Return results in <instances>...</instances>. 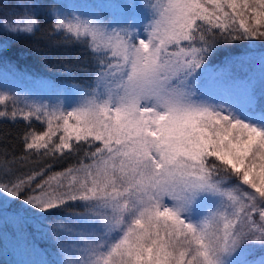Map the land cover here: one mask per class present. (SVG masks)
Here are the masks:
<instances>
[{"label": "snow or ice", "instance_id": "6c2138e0", "mask_svg": "<svg viewBox=\"0 0 264 264\" xmlns=\"http://www.w3.org/2000/svg\"><path fill=\"white\" fill-rule=\"evenodd\" d=\"M38 6L3 28L34 35ZM111 7L145 15L50 11L48 34L91 55L74 101L0 88V119L24 122L19 154L0 137V231L51 236L45 264H264L245 252L264 248V0ZM240 41L251 51L211 63ZM244 64L243 78L231 72Z\"/></svg>", "mask_w": 264, "mask_h": 264}, {"label": "trees", "instance_id": "16d2710c", "mask_svg": "<svg viewBox=\"0 0 264 264\" xmlns=\"http://www.w3.org/2000/svg\"><path fill=\"white\" fill-rule=\"evenodd\" d=\"M108 0H101L100 5L96 3V10H103L107 15L110 13ZM37 3L36 9L40 28L34 35H9L3 28L4 19H13V13L22 12L25 3ZM99 5V8H98ZM58 7L55 0H0V66L9 74L13 72H29L42 75L51 85L58 84L65 89L73 88L74 84L83 85L91 80V73L81 71V68L91 69V55L83 44L65 43L62 33L49 35L51 16L50 11ZM108 7V8H107ZM251 51L247 41H240L229 47L221 48L211 60L213 65L222 64L227 56H241ZM257 52H264V45H259ZM69 68L71 70L69 71ZM18 74V73H17ZM26 74V75H28ZM36 127H43L37 124ZM24 128V122L13 123L7 119H0V137H5L8 141L7 147L11 151L13 145L15 152L19 154L22 151V145L15 139L18 131ZM5 144L0 142V147ZM72 159L63 160L53 165L54 171H59L68 164L73 163ZM33 167L39 165H28L20 168L17 166V173H25ZM20 206L19 201H15L8 206L12 211ZM55 215H63L56 213ZM53 217H49L51 220ZM13 236L8 239L0 231V264H45V261H51L56 252V245L52 237L41 235L31 224L26 227H14L12 224L5 225ZM6 241V242H5ZM5 242V243H4ZM19 243V244H18ZM23 247H31L33 250L27 257ZM248 260H257L264 256V248L260 246H251L245 249ZM239 260V257L236 258ZM236 264V261H234Z\"/></svg>", "mask_w": 264, "mask_h": 264}, {"label": "rangeland", "instance_id": "374dc122", "mask_svg": "<svg viewBox=\"0 0 264 264\" xmlns=\"http://www.w3.org/2000/svg\"><path fill=\"white\" fill-rule=\"evenodd\" d=\"M136 2L138 3L139 0H136ZM96 3L100 5L101 0H55V5L58 7V10L65 14L77 10L86 14L94 13L95 11H97ZM127 3H129V0H108V3L104 1V4H107V6L109 5L110 7V13H108L107 16L116 15L118 17L126 19L132 15H136L138 18H142L145 15V12L142 8L129 10L127 8L111 7V5L113 4L124 5ZM247 67H249V64H244L240 67L233 66L231 72L234 75L243 78L248 74L245 71V68ZM26 74L28 73L13 72L9 74L8 71L3 70V68L0 66V88L9 89L13 92H20L22 94H28L38 99H46L51 101H55L58 97L63 96L68 102H72L77 97V92L74 88L65 89L63 86H58V84L51 85V82L42 77V75H38L32 72H29L28 75ZM14 227L17 226L14 225ZM1 232L5 236H7L8 239H11L13 237L10 236V233L7 230L6 226L3 227ZM0 243H2L1 240ZM23 249L25 252V257H27L33 251L31 247H23Z\"/></svg>", "mask_w": 264, "mask_h": 264}]
</instances>
